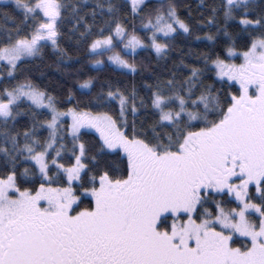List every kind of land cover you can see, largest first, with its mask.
Returning a JSON list of instances; mask_svg holds the SVG:
<instances>
[{
	"label": "snow or ice",
	"instance_id": "6c2138e0",
	"mask_svg": "<svg viewBox=\"0 0 264 264\" xmlns=\"http://www.w3.org/2000/svg\"><path fill=\"white\" fill-rule=\"evenodd\" d=\"M184 7L0 0V264H264V0Z\"/></svg>",
	"mask_w": 264,
	"mask_h": 264
},
{
	"label": "trees",
	"instance_id": "16d2710c",
	"mask_svg": "<svg viewBox=\"0 0 264 264\" xmlns=\"http://www.w3.org/2000/svg\"><path fill=\"white\" fill-rule=\"evenodd\" d=\"M154 2V0H153ZM176 2L180 5L179 11L181 13L185 12V5H189L191 4L193 7H195L197 4H199V0H176ZM208 0H205V3H207ZM205 31H207L208 29H204ZM70 43H65V47H69V50L72 51L73 56H77L78 53L75 51L74 48L70 47ZM192 47L194 48H199L200 50H206L205 44H201L199 42H193L192 43ZM139 51V50H138ZM155 58V53L152 51H140L139 52V56L137 57V59H143L145 61L147 60H154ZM56 56L54 55V53L52 52L51 48H47L45 49L44 52V59H43V67L41 68V71H43L45 73L44 77L40 80L41 83H47L50 86H55L57 82L59 83H63L64 81V77L58 72L57 67H56ZM26 66H32L33 64H36L37 61H26ZM87 71L90 74L95 75L96 72L92 70V68L90 66H86ZM33 75L35 77H40V72H34ZM100 75L102 77L104 76H112V77H117L120 76L119 72H114V71H107V72H102L100 73Z\"/></svg>",
	"mask_w": 264,
	"mask_h": 264
}]
</instances>
